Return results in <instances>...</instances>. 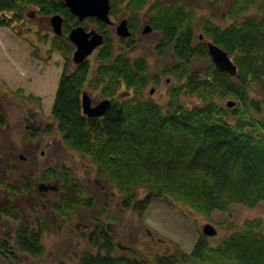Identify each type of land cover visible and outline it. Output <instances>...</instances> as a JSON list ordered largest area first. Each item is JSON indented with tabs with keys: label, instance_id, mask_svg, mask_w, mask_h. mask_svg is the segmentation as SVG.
Masks as SVG:
<instances>
[{
	"label": "trees",
	"instance_id": "1",
	"mask_svg": "<svg viewBox=\"0 0 264 264\" xmlns=\"http://www.w3.org/2000/svg\"><path fill=\"white\" fill-rule=\"evenodd\" d=\"M110 1L113 21L131 15L127 20L132 37L119 41L128 44L124 51L134 47L137 24L144 15L147 24L161 33L159 54L172 50L178 63L169 71L179 84L170 89L166 108L144 98L152 81L145 58L131 59L126 52L115 55L110 26L89 19L104 37L98 66L92 72L86 60L69 72L66 65L52 109L66 145L96 165L98 174L123 196L125 210L143 213L154 199H175L231 233L216 247L202 234L191 253L157 256L154 264H264V216H254L264 204V0H235L228 13L232 23L226 28L210 19L197 22L195 13L181 3ZM30 8L65 20L64 35L55 36L52 49L67 60L75 50L68 34L83 23L62 0H0V28L23 20ZM252 11L255 18H244ZM196 28L202 40L195 37ZM208 41L230 56L237 66L235 77L215 68ZM203 59L211 63L200 73L196 65ZM86 89H100L111 101L104 117L83 114ZM182 97H196L200 104L188 107ZM230 103L234 105L228 107ZM63 173L49 170L45 180L75 179L71 170ZM140 191L146 194L143 199ZM234 210L237 218L230 216ZM0 216L20 221L17 213L3 207ZM220 217L228 221L221 222ZM44 230L24 223L13 235L0 229V264L17 259L14 245L42 257ZM90 245L94 252L84 254L78 264H148L116 251L104 229L90 238Z\"/></svg>",
	"mask_w": 264,
	"mask_h": 264
},
{
	"label": "rangeland",
	"instance_id": "2",
	"mask_svg": "<svg viewBox=\"0 0 264 264\" xmlns=\"http://www.w3.org/2000/svg\"><path fill=\"white\" fill-rule=\"evenodd\" d=\"M234 1L166 0L192 10L197 22L201 18L210 19L222 28L232 23L228 13ZM256 16V11H252L244 18ZM143 17L141 15L137 24L134 47L127 51L124 47L128 44H120L116 29L110 30L115 55L126 52L131 59L145 58L152 81L143 96L166 108L170 89L179 84L169 70L178 62L172 50L163 56L159 54L162 37L156 32L143 33L147 25ZM50 18L40 15L38 8H30L23 20L13 22L9 28H0V101L4 103L0 117L5 119L4 128H0V207L20 217L17 222L11 217L0 216V229L10 235L15 233L19 223L45 229L42 237L45 254L42 257H32L14 245L17 259L13 263L2 261V264H78L84 254L94 252L90 238L94 234L99 236L103 229L113 239L116 251L135 255L148 264H154L157 256L191 253L207 224L217 230L210 243L213 247L218 246L231 233L175 199H154L143 213L125 210L121 205L123 196L98 174L96 165L66 145L52 109L66 65L69 72L77 66L73 63L74 52L66 60L63 54L53 51L55 34ZM130 18L131 15L125 16V19ZM120 21L121 18L116 20V24ZM86 28L98 31L90 21L86 22ZM200 35L201 30L196 28L195 37ZM98 52L88 58L92 72L98 66ZM209 63L210 60L198 61L197 71L203 73ZM86 91L93 104L107 99L100 89ZM124 91L122 89L120 93ZM229 101L225 100L223 104L227 105ZM181 102L188 107L200 104L196 97H182ZM24 106L35 108L44 122L58 130L55 131L58 134L35 137V143L27 148L28 151L23 148L24 138H27L23 132L24 117L27 116ZM48 148L54 152L52 161ZM42 152L46 156H42ZM62 164L63 170L58 167ZM65 169L74 173L75 179L69 180L71 183L65 182L63 176L59 181L45 180L49 170L64 175ZM41 184L56 186L58 190L40 193L38 186ZM145 195L144 191L139 192L140 199ZM261 215L264 216V204L257 208L254 216ZM230 216L237 218L238 212L234 210ZM219 220L227 219L220 217Z\"/></svg>",
	"mask_w": 264,
	"mask_h": 264
},
{
	"label": "water",
	"instance_id": "3",
	"mask_svg": "<svg viewBox=\"0 0 264 264\" xmlns=\"http://www.w3.org/2000/svg\"><path fill=\"white\" fill-rule=\"evenodd\" d=\"M70 12L78 19L79 23H83L87 19H96L106 25H114L110 13H111V1L110 0H62ZM53 32L56 36L63 35L64 19L60 15H54L50 18ZM152 31L151 26L147 25L144 28L143 33L149 34ZM116 35L121 39H129L131 32L128 28L127 19L122 20L116 26ZM202 40L203 37L200 36ZM69 40L75 46L73 53V63L75 65H81L94 51L104 44V37L96 30L88 31L85 26H78L73 28L69 33ZM208 54L215 68L220 71L229 74L231 77L237 75V66L231 60L230 56L221 48L216 46L213 42L208 41L206 43ZM82 110L83 114L88 118H102L111 108V101L106 99L98 103L92 104V99L87 93L82 94ZM234 104H228V107H232ZM58 188L52 185L41 184L39 191L41 193H47L49 191L56 192ZM202 234L208 238H213L217 235V230L211 225L204 226Z\"/></svg>",
	"mask_w": 264,
	"mask_h": 264
},
{
	"label": "flooded vegetation",
	"instance_id": "4",
	"mask_svg": "<svg viewBox=\"0 0 264 264\" xmlns=\"http://www.w3.org/2000/svg\"><path fill=\"white\" fill-rule=\"evenodd\" d=\"M111 14V13H110ZM110 17H111V15H110ZM112 19V18H111ZM89 19H87V20H85L84 22H83V26H85L86 27V22L88 21ZM124 20V19H123ZM113 21V20H112ZM122 21V20H121ZM120 21V22H121ZM119 22V23H120ZM127 22H128V20H127ZM113 23H114V25H107V26H110V30L111 29H116V26L119 24H116V21H113ZM64 24H65V20H64ZM82 25H79V26H82ZM106 25V24H105ZM148 25V24H147ZM146 25V26H147ZM150 26V25H149ZM63 27H64V25H63ZM78 27V26H77ZM74 28H76V27H74ZM128 28H129V22H128ZM152 28V27H151ZM73 29V28H72ZM71 29V30H72ZM87 29V28H86ZM88 30V29H87ZM129 30H130V28H129ZM88 31H90V30H88ZM116 31V30H115ZM130 32H131V30H130ZM153 32H156V33H159L160 34V36H161V33L160 32H158V31H154L153 30V28H152V31L150 32V33H153ZM70 33V32H69ZM64 35V34H63ZM62 35V36H63ZM56 36V35H55ZM62 36H57V37H62ZM131 37H132V32H131ZM130 37V38H131ZM162 37V36H161ZM68 38H69V34H68ZM129 38V39H130ZM121 39V38H120ZM135 39V38H134ZM125 40H128V39H125ZM71 42V41H70ZM72 43V42H71ZM73 44V43H72ZM75 47V46H74ZM99 49V48H98ZM98 49H96L95 51H94V53L98 50ZM124 49H125V47H124ZM75 51V50H74ZM93 53V54H94ZM87 60H89V59H87ZM76 66H79V65H76ZM83 93H87L88 94V92L85 90ZM82 93V94H83ZM89 95V94H88ZM91 98V97H90ZM109 100V99H108ZM92 104H93V101H92ZM93 105H97V104H93ZM4 108V103H2L1 101H0V110L1 109H3ZM24 109H25V111H27V116H25L24 117V122H23V132H24V135L25 136H27V138L25 137L24 139H28V141H24V150L25 151H28L27 150V148L28 147H30V146H32V144L33 143H35V137H38V136H40V135H53V134H58V132H55V131H58L53 125H48L46 122H44V120L41 118V116H40V114H39V112L37 111V110H35V108H29V107H27V106H24ZM0 121H2L3 123H1L0 122V128L1 129H3L4 127H2V126H4V124H5V119L3 118V117H0ZM49 149V148H48ZM32 151V150H31ZM42 154V156H46V153L45 152H42L41 153ZM48 156L50 157V161H52L53 160V157H54V152H52L50 149H49V152H48ZM21 158L22 159H24L22 156H21ZM58 167H60V169H64L65 167L63 166V164L62 165H60V166H58ZM39 187L40 186H38V189H39ZM41 193V192H40Z\"/></svg>",
	"mask_w": 264,
	"mask_h": 264
}]
</instances>
